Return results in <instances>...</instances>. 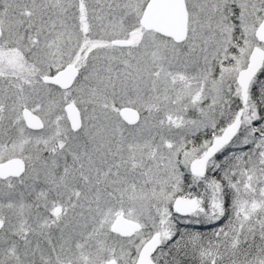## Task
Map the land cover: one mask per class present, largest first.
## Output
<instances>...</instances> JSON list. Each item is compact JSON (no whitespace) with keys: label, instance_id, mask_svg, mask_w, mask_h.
Segmentation results:
<instances>
[{"label":"snow or ice","instance_id":"6c2138e0","mask_svg":"<svg viewBox=\"0 0 264 264\" xmlns=\"http://www.w3.org/2000/svg\"><path fill=\"white\" fill-rule=\"evenodd\" d=\"M0 264H264V0H0Z\"/></svg>","mask_w":264,"mask_h":264}]
</instances>
